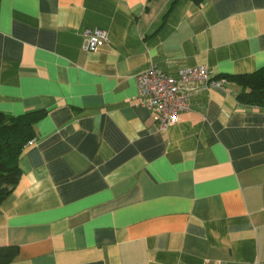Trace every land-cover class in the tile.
<instances>
[{
    "label": "crops",
    "instance_id": "obj_1",
    "mask_svg": "<svg viewBox=\"0 0 264 264\" xmlns=\"http://www.w3.org/2000/svg\"><path fill=\"white\" fill-rule=\"evenodd\" d=\"M150 61L261 68L264 0H0V110H45L0 203L9 264H264V108L223 79L160 128Z\"/></svg>",
    "mask_w": 264,
    "mask_h": 264
},
{
    "label": "built area",
    "instance_id": "obj_2",
    "mask_svg": "<svg viewBox=\"0 0 264 264\" xmlns=\"http://www.w3.org/2000/svg\"><path fill=\"white\" fill-rule=\"evenodd\" d=\"M85 48L95 51L107 36L101 28L84 30ZM223 79H214L205 65L180 66L174 72L162 70L154 61L135 75L141 104L160 128L173 125L181 112L188 111L192 98ZM218 264V263H211Z\"/></svg>",
    "mask_w": 264,
    "mask_h": 264
},
{
    "label": "trees",
    "instance_id": "obj_3",
    "mask_svg": "<svg viewBox=\"0 0 264 264\" xmlns=\"http://www.w3.org/2000/svg\"><path fill=\"white\" fill-rule=\"evenodd\" d=\"M193 1L200 4L204 0ZM213 78L237 83L241 87L236 96L240 103L264 108V66L250 73L225 74ZM44 114V109L18 115L6 114L0 110V203L19 179L21 171L17 159L24 146L35 135L34 124ZM17 251L16 246H0V264L12 262Z\"/></svg>",
    "mask_w": 264,
    "mask_h": 264
}]
</instances>
